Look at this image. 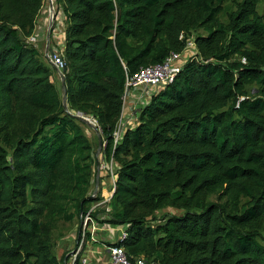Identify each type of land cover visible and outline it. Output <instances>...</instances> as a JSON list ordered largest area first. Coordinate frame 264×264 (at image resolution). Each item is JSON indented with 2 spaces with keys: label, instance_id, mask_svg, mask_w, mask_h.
Listing matches in <instances>:
<instances>
[{
  "label": "trees",
  "instance_id": "1",
  "mask_svg": "<svg viewBox=\"0 0 264 264\" xmlns=\"http://www.w3.org/2000/svg\"><path fill=\"white\" fill-rule=\"evenodd\" d=\"M261 1L240 0L223 22L225 0H55L66 109L54 69L25 41L42 0H0V264H64L51 251L56 223L101 200L75 113L95 119L109 182L113 171L109 209L92 212L125 226L109 244L146 264H264ZM188 38L173 81L114 143L126 78Z\"/></svg>",
  "mask_w": 264,
  "mask_h": 264
},
{
  "label": "crops",
  "instance_id": "2",
  "mask_svg": "<svg viewBox=\"0 0 264 264\" xmlns=\"http://www.w3.org/2000/svg\"><path fill=\"white\" fill-rule=\"evenodd\" d=\"M56 18L57 22H55ZM55 20L53 22L52 31L50 32L49 36V46H47L46 43V34L48 31V16L44 9H42L38 14L34 33H37L40 41L42 39L45 41L46 48L48 47L49 49H52L53 51L59 53L63 48L64 22L62 15L58 12L56 14ZM190 52L191 51H187V53ZM187 53L183 54L182 58L178 59L175 64L180 66L184 62V59H186ZM152 91V88L146 89L145 86H138L135 88V90H131L127 95H123L121 121L125 127H133L137 124L139 107L140 105H144L149 101ZM98 161L100 164L99 179L98 184L96 185L95 165V176L91 185V196L94 194L95 196L99 194V196L101 197V201H105L110 197L111 184L109 182V177L107 176V168L101 157L98 158ZM113 167L115 168L116 165H113ZM101 209H104L105 211L108 210V204L102 203L100 205L98 209V216L100 217L99 219H102L104 215L103 212H101ZM73 222L75 224H73L69 229V233L67 235L64 264H72L71 255L81 242L82 221L78 222L77 220H74ZM114 226L116 225H113L106 221L96 220V233L94 235L95 241H91L90 239L86 238L84 239L81 246L80 256L81 258L86 259V264H111L105 249V245L113 243L116 240L120 239L121 233L125 231V226L123 225H118V227Z\"/></svg>",
  "mask_w": 264,
  "mask_h": 264
},
{
  "label": "built area",
  "instance_id": "3",
  "mask_svg": "<svg viewBox=\"0 0 264 264\" xmlns=\"http://www.w3.org/2000/svg\"><path fill=\"white\" fill-rule=\"evenodd\" d=\"M41 8L44 9L48 16V24L51 17V14L56 11L55 0H42ZM40 8V9H41ZM41 11V10H40ZM39 11V12H40ZM45 38V37H44ZM39 40L37 33H32L29 35L25 41L29 44L36 43ZM194 43L192 38H188L186 41V46L182 52H171L162 62L152 65H147L141 67L136 73L132 76L127 77L125 81L124 96L127 95L131 90H135L138 86H145L146 89H154L157 86L165 85L173 81L175 75L179 72L180 66L176 65V61L182 58V55L187 53L186 51H193ZM44 57L51 67L62 70L64 67L63 61L59 53L53 51L52 49H47L44 52ZM242 62L245 61L244 58L241 59ZM141 107V105H140ZM125 126L122 124L121 119L117 125L116 130L114 131V143L120 138L123 129ZM113 171L110 166V184L111 191L110 197L105 201H96L94 202L88 211L84 214L82 218V233H81V242L80 245L73 251L71 255L72 264L75 260L78 259L80 264H86V259L81 258L80 251L84 239L89 238L91 241H95L94 235L96 233V220L92 216V212L97 209L102 203L109 202L112 192H113ZM126 235L125 231L121 233L120 238H124ZM106 252L110 259L111 264H146L147 260L143 255L134 257L131 259L126 253L125 249L122 246L116 244H107L105 245Z\"/></svg>",
  "mask_w": 264,
  "mask_h": 264
},
{
  "label": "rangeland",
  "instance_id": "4",
  "mask_svg": "<svg viewBox=\"0 0 264 264\" xmlns=\"http://www.w3.org/2000/svg\"><path fill=\"white\" fill-rule=\"evenodd\" d=\"M239 1L240 0H225L224 12L219 15V18H220L221 21H223V22L227 21V16H226L227 13L234 11L236 9V4ZM40 10H42V8ZM257 11L260 14H264V0H262L259 3V5L257 6ZM55 22H57V18H56ZM51 31H52V29H51ZM32 45L39 49V52H40V56L39 57L46 64L50 65L47 62V60L45 59V57H44V52L46 50L45 41L43 39L40 41V39H39L36 43H33ZM53 80H54L56 86L58 87L59 91L61 92V79H60V76L56 73V71L53 72ZM254 88H255V86H253V85L246 86V89H247V91L249 93L253 92ZM75 114H77V113H75ZM79 124L81 125V127H82V129L84 131V134L90 140L91 145L93 147V150L96 151V147H97L98 141H97V135H96L95 131L91 127L87 126L86 124H84L82 122H79ZM95 157H96V155H95ZM99 157H101V156L99 155ZM98 158L96 157V159H98ZM207 200L208 201H216V195L208 196ZM169 211H170V208H165V209H162V210L158 211L156 213V215L159 216V215H161L163 213H166V212H169ZM73 224H75L73 221L72 222L59 221L58 223H56L54 229L51 232V251H52L53 254H56L59 257H62L63 254L66 253L65 245H66V242H67L66 241L67 240V235L69 233L68 232L69 229L72 227ZM114 227H118V225H116Z\"/></svg>",
  "mask_w": 264,
  "mask_h": 264
},
{
  "label": "water",
  "instance_id": "5",
  "mask_svg": "<svg viewBox=\"0 0 264 264\" xmlns=\"http://www.w3.org/2000/svg\"><path fill=\"white\" fill-rule=\"evenodd\" d=\"M56 11H54L52 14H51V17H50V20H49V24H48V31H47V34H46V43H47V46H49V36H50V31L52 29V25H53V22L55 20V17H56ZM48 48V47H47ZM46 48V50H47ZM56 70V73L60 76V79H61V98H62V102H63V105L64 107L67 109V104H66V89H65V82H64V75H63V71H64V67L62 68V70H59L57 68H55ZM73 116L79 120L80 122L86 124L87 126L91 127L96 135H97V140H98V144H97V149H96V152H95V155L96 157L98 158L100 153H101V150H102V147H103V139H102V135H101V132L95 122V119L92 118V117H87V116H84L82 115L81 113H77V114H73ZM94 123V124H93ZM99 161L97 159V164H96V185L98 184V179H99ZM95 194L92 195V197L94 198Z\"/></svg>",
  "mask_w": 264,
  "mask_h": 264
},
{
  "label": "bare ground",
  "instance_id": "6",
  "mask_svg": "<svg viewBox=\"0 0 264 264\" xmlns=\"http://www.w3.org/2000/svg\"><path fill=\"white\" fill-rule=\"evenodd\" d=\"M94 124V123H93Z\"/></svg>",
  "mask_w": 264,
  "mask_h": 264
}]
</instances>
